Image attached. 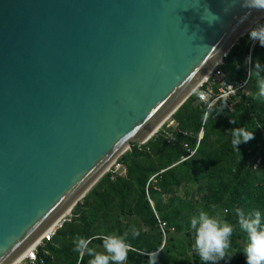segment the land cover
I'll return each instance as SVG.
<instances>
[{
  "label": "water",
  "instance_id": "obj_1",
  "mask_svg": "<svg viewBox=\"0 0 264 264\" xmlns=\"http://www.w3.org/2000/svg\"><path fill=\"white\" fill-rule=\"evenodd\" d=\"M229 3L0 0V264L150 138L264 18ZM205 5L219 22L201 19Z\"/></svg>",
  "mask_w": 264,
  "mask_h": 264
},
{
  "label": "rangeland",
  "instance_id": "obj_2",
  "mask_svg": "<svg viewBox=\"0 0 264 264\" xmlns=\"http://www.w3.org/2000/svg\"><path fill=\"white\" fill-rule=\"evenodd\" d=\"M261 20L260 23H264V18ZM247 34L248 32L241 40L248 39ZM252 47L253 52L249 54L251 68L254 69L257 61L264 67V47L259 41H255ZM261 75L264 76V71ZM257 91L253 71L244 98L257 112L249 106L243 108L240 104L239 108L230 110L231 113L226 114L221 122L204 130L200 142L196 126L186 122L193 117V109L198 110L195 101L193 104L190 102L193 98L186 100L147 143L132 142L128 150L114 161L115 165L110 171L97 181V186H93V191L73 206L70 222L61 229L57 237L51 242L43 243L40 250L43 251L45 262L89 264L92 257L85 255L80 258L73 250V239L77 234L93 238L111 233L123 235L127 231V242L135 252H157L164 245L165 249L157 257V264H203L198 255H195L197 253L190 250L189 239L184 237L187 232L194 237L189 227V218L198 214L201 209L220 219L221 215L227 219L229 215L226 206L220 208L215 205L207 187L217 190L218 186L232 184L237 180L236 169L239 166L243 169L239 174L240 178L249 185L259 168L264 166V99L254 98ZM231 120L236 123H231ZM236 127L254 131V147L242 156L233 147L232 137L228 133L229 129ZM179 137H182V143L179 142ZM186 137L196 138L194 148L190 147ZM244 144L250 143H242L238 148ZM183 150L187 152L177 156ZM129 154L132 157L127 159ZM176 158L181 164L184 163L181 165L182 171L177 167L163 173L177 163ZM167 173L169 174L165 176ZM140 183L145 184L143 188L139 186ZM253 185L264 186V180L258 179ZM157 219L167 222V228L172 231L162 232ZM133 226L140 232L135 238L131 234ZM169 233H176L178 236L173 238L174 241L172 239L168 242ZM236 233L238 246L236 249L230 248L231 257L215 264H247L244 253L246 234L239 228ZM163 242L168 244L167 247ZM92 247L103 251L102 245ZM126 264H130L128 260Z\"/></svg>",
  "mask_w": 264,
  "mask_h": 264
},
{
  "label": "clouds",
  "instance_id": "obj_3",
  "mask_svg": "<svg viewBox=\"0 0 264 264\" xmlns=\"http://www.w3.org/2000/svg\"><path fill=\"white\" fill-rule=\"evenodd\" d=\"M237 3L242 8L264 11V0H230L229 7L224 11H229ZM250 14V11L246 12L241 17V22L246 20ZM201 19L211 25L219 22L221 18L219 15L211 12L209 7L205 5ZM248 34L251 40L259 41L260 45L264 47V23H257L255 27L249 29ZM162 67L164 66L162 65ZM253 71L255 72L256 87L258 89L254 98L262 100L264 99V76L261 75V72L264 71V67L257 61L254 69L250 70L248 75L253 73ZM234 93L235 88L230 86L228 91L224 93L225 102L227 96ZM196 94L199 95L201 101L207 103L208 96L199 92ZM212 111L213 104L208 103L206 115L211 114ZM230 122L236 123L234 120ZM228 133L231 135V143L237 151H239L238 146L240 144L254 139V131H250L246 127L232 128L229 129ZM236 211L238 213V227L247 237V245L244 249L247 264H264V222H262L261 212L255 210L246 216L241 209H237ZM189 227L194 234L192 248L203 264H215V262L224 260L226 257H231L229 255L231 237L236 226L201 209L198 214L192 215L189 218ZM131 234L135 238L140 235V232L133 226ZM127 237V231L123 235L111 233L93 238H86L77 234L73 239V250L79 254L80 258H83L85 255L92 257L89 260V264H126L129 252L134 251L127 242ZM93 239L102 241V252L97 251L94 247H90ZM158 255V252L148 253V264H157Z\"/></svg>",
  "mask_w": 264,
  "mask_h": 264
},
{
  "label": "trees",
  "instance_id": "obj_4",
  "mask_svg": "<svg viewBox=\"0 0 264 264\" xmlns=\"http://www.w3.org/2000/svg\"><path fill=\"white\" fill-rule=\"evenodd\" d=\"M247 35H248L247 36L248 39L241 40L238 43V45H236L230 51V53L228 54V56L230 55L229 58H226L225 64H223V66H222V69L227 73V78L230 82L240 81V80L245 78V76H244L245 75V61L248 58L250 52L251 51L253 52V49H254L252 47V40L250 39L249 34H247ZM251 48H252V50H251ZM251 55H252V53H251ZM189 98H193V99L190 100ZM189 98L188 99L193 104V101H195V96H192V97L190 96ZM240 104L243 105V108H246L247 106H249L251 109H253L255 112H257V110L253 107V105L250 102H248L244 98V96L240 97L237 100V102L233 104L232 109L234 110V108L235 109L239 108ZM222 105H223V103H220L219 106H217L213 109L210 117L208 118V120L204 126V130H206L207 128H209L211 125H213L215 123L221 122L224 119L226 114L231 113L232 109L222 107ZM197 109L198 110L193 109L194 110L193 117L186 122L195 125L196 126V132H199V130L201 129V123H202L204 111L199 106H197ZM196 112H197V116L195 117ZM214 114H216V117H213ZM248 122H250V120H248ZM249 130H251V129H249ZM196 132H195V134H196ZM181 138L182 137L178 138L180 143H182L180 141ZM185 140L188 141V143L190 142L189 145L191 148H194L193 146L195 145V142H196L195 137L194 138L186 137ZM249 143L250 144H244V145L239 147V151H240L239 154L241 156L246 154L248 150H250L254 147V139H251L249 141ZM178 152H181V151H178ZM184 152H187V151L183 150V152L178 154L177 156L183 155ZM131 157L132 156L130 154L127 155V159H129ZM176 160H177V158H176ZM190 160H192V158L189 159L188 161H190ZM171 162H175V161H171ZM183 164L184 163L181 164V162H179L177 160L176 164L174 163V165L172 167H170V169L166 170L163 173H166L167 171L174 169V168L176 169L177 167L179 168L180 171H182L181 165H183ZM186 165H188V164H186ZM263 169H264V166L259 168V170L255 174V179L249 185L245 184L243 182V180L240 178L239 174L242 172L243 169H242V166H239L236 169L237 180L235 182H233L232 184L225 185L224 187L218 186L217 190H213V187H210V188L207 187V191L211 195L212 201H215V205H217V206L219 205L220 208L226 206L229 209V210H227V212L229 213L228 219L225 216L221 215V220L227 221L230 224L236 226L235 231L231 237V247L233 249H236L238 246V244L235 240V237H237L236 232L239 228L238 223H237L238 222V213L236 211L237 209H241L246 216L249 215L250 213H252L253 211L258 210L261 212L262 222H264V186L253 185V183L258 179L264 180V174H262ZM168 174L169 173L164 174V175L166 176ZM111 181H113V180H111ZM151 181H152V178L148 181V185ZM97 184H96V186H97ZM144 185L145 184H142V183L139 184V186L141 188H143ZM92 191H93V188L88 193H91ZM220 210L221 209H219V211ZM152 220H154V219L152 218ZM156 221H157V224L159 227L158 222L159 221L161 222L162 220L157 219ZM162 222H164L166 224L165 232L172 231V230L167 228V222H165L164 220ZM175 234L176 233H169L168 234V242L172 241V239L174 237L178 236L177 234L176 235ZM190 234H191L190 232H187L184 237L189 239L188 240V246H189L190 250L193 251V253H196L192 248V244L194 243V237H193V235L191 237ZM174 240L175 239H173V241ZM161 243H162V241H161ZM164 244L167 247L168 244L167 243H164ZM93 245H102V241L98 240V239H93L92 245H90V247H92ZM163 246L159 251H157L158 253L165 249V248H163ZM167 250H168V248H167ZM42 252L43 251L40 250L38 256H39L42 264H47V262H45V260L42 257ZM148 253H150V252H148ZM148 253L147 252L130 251L128 254V262L130 264H147L148 263ZM195 255H197V254H195Z\"/></svg>",
  "mask_w": 264,
  "mask_h": 264
},
{
  "label": "built area",
  "instance_id": "obj_5",
  "mask_svg": "<svg viewBox=\"0 0 264 264\" xmlns=\"http://www.w3.org/2000/svg\"><path fill=\"white\" fill-rule=\"evenodd\" d=\"M262 22V20H261ZM260 23V22H259ZM255 41L252 40V45ZM224 63L218 64L217 66L212 68V71L208 74L205 81L201 84L197 91H193L192 96H195V103L197 106L201 107L204 111L201 129L198 134V141L200 142L202 138V134L204 131V126L210 117L211 114L206 115L208 109V103L213 104V109L223 103L222 107L232 109L233 104L237 102V100L246 95L245 91L251 82L252 73L248 75L251 68V58H248L245 61V78L240 81L230 82L227 78V73L222 69ZM210 71V70H209ZM208 71V72H209ZM207 72V73H208ZM205 74V76L207 75ZM232 86L235 88V93L230 94L226 98H224V93L228 91L229 87ZM203 93L205 96H208L209 99L206 102L201 101L199 95L196 93ZM216 117V114L213 115ZM71 211L67 215H63L60 220L54 223L45 233L44 236L41 235V240L37 245L32 248H28L21 256H19L12 264H42L39 258V251L43 246V243L51 242L55 239L58 232L68 223L70 222ZM159 228L162 232H165L166 224L164 222H158ZM39 238V239H40Z\"/></svg>",
  "mask_w": 264,
  "mask_h": 264
},
{
  "label": "bare ground",
  "instance_id": "obj_6",
  "mask_svg": "<svg viewBox=\"0 0 264 264\" xmlns=\"http://www.w3.org/2000/svg\"><path fill=\"white\" fill-rule=\"evenodd\" d=\"M223 61V60H222ZM221 61H219V63H220ZM222 63V62H221ZM212 71V69L207 73V75L205 76V74L201 77V79L191 88V91H197L198 90V88L201 86V84L205 81V79H206V77L208 76V74L210 73ZM193 93V92H192ZM192 95V94H191ZM183 105V104H182ZM181 105V106H182ZM180 106V107H181ZM178 110V109H177ZM176 112V111H175ZM174 112V113H175ZM173 113V114H174ZM172 114V115H173ZM171 115V116H172ZM157 131H155L152 135H151V137H153V135L156 133ZM151 137L150 138H148L144 143H146V142H148L150 139H151ZM144 143H141V144H144ZM115 164H114V162H112V163H110V164H108L107 165V167L104 169V171H103V173L105 172L106 174H107V172L108 171H110V169L114 166ZM104 173V174H105ZM84 200V199H83ZM71 210V209H70ZM70 210H68V209H66V211L64 212L65 214L64 215H67L68 213H69V211ZM62 217V216H61ZM61 217H59L55 222H57L58 220H60L61 219ZM54 222V223H55ZM54 223L52 224V226L54 225ZM42 236H44V234L42 235ZM42 238V237H41ZM41 238L40 239H38V240H36L30 247H29V249L30 248H32V247H34L35 245H37L38 243H39V241L41 240ZM12 264V263H11Z\"/></svg>",
  "mask_w": 264,
  "mask_h": 264
}]
</instances>
